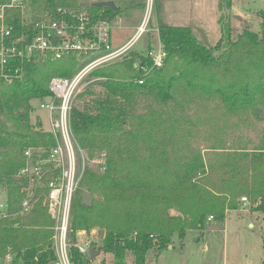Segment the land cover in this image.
Instances as JSON below:
<instances>
[{
  "label": "trees",
  "instance_id": "obj_1",
  "mask_svg": "<svg viewBox=\"0 0 264 264\" xmlns=\"http://www.w3.org/2000/svg\"><path fill=\"white\" fill-rule=\"evenodd\" d=\"M101 1L111 0H30L29 11L33 21L47 12L59 18L57 9H84L94 21L119 14L118 7L114 14L92 6ZM224 1L220 7L229 8L230 0ZM85 3L91 6L82 7ZM260 16V33L245 29L226 46L220 39L213 49L202 45L190 28L158 18L165 58L142 85L135 82L141 73L134 65L149 66L150 61L134 51L89 74L98 80L77 95L80 102L72 106L70 126L88 163L104 154L105 168L101 172L87 164L72 197L66 238L71 264H93L77 249L80 231L102 230L101 251L112 254L115 264H124L128 254L132 264H145L149 251L167 249L174 235L182 245L186 232L202 231L209 216L222 223L241 197L259 202L258 210L264 212V129L256 145L240 140L231 145V132L221 129L201 149L191 144L200 125L215 129L214 119L222 129L229 123L236 131L238 124H264V12ZM6 24L15 36L31 33L18 10L6 12ZM5 69L18 72L11 84L0 76V202L16 216L0 220V262L10 256L7 264H53L54 222L43 206L46 191L19 172L26 150L35 161L54 145L41 122L32 124L31 103L50 97V80L72 77L78 62L71 56L36 57L10 61ZM91 86L101 92L93 93ZM210 105L219 107L218 114L191 120L193 110ZM25 199L31 208L19 216ZM262 237L264 264V232ZM91 248L96 250L94 244Z\"/></svg>",
  "mask_w": 264,
  "mask_h": 264
},
{
  "label": "built area",
  "instance_id": "obj_2",
  "mask_svg": "<svg viewBox=\"0 0 264 264\" xmlns=\"http://www.w3.org/2000/svg\"><path fill=\"white\" fill-rule=\"evenodd\" d=\"M30 0H1L0 1V76L11 84L17 77V70L7 74L5 67L10 61H30L40 57L50 60H59L71 56L78 62V69L70 78L54 77L50 80L48 90L51 96L37 101L39 108L47 115L48 129L54 139V145L44 151L42 158L31 161L32 151L24 152L25 166L20 170L19 176L29 178L35 186L44 188V205L50 218L54 221L53 240L56 260L53 264H71L68 256L66 241L70 219L71 201L79 187L88 159L78 148L70 126V114L73 101L79 93L85 76L93 70L108 66L122 60L132 47L145 33L154 13V0H121L135 5L141 4L144 10L143 18L132 37L123 45L113 47L111 42V20L102 19L94 21L92 16L84 9H57L59 18L47 12L36 21L32 20L29 11ZM113 2L115 0H112ZM18 10L21 13L22 24L31 26V33L23 31L20 35L13 34V27L6 24V12ZM29 13V15H28ZM150 65L135 64L134 67L141 73L135 80L142 85L144 78L154 69L163 66L165 52L160 43L148 47L144 54ZM100 167L105 168L104 154L93 160ZM244 206H250L246 197L241 198ZM31 208L30 200L21 203L19 216L26 215ZM16 215L6 212V204L0 202V220L13 219ZM208 222L213 217L207 218ZM84 232L78 233L79 235ZM93 235L82 243L77 249L84 255L85 251L95 244ZM10 256L5 262H10Z\"/></svg>",
  "mask_w": 264,
  "mask_h": 264
},
{
  "label": "rangeland",
  "instance_id": "obj_3",
  "mask_svg": "<svg viewBox=\"0 0 264 264\" xmlns=\"http://www.w3.org/2000/svg\"><path fill=\"white\" fill-rule=\"evenodd\" d=\"M114 3L120 12L110 23L111 42L113 47H117L132 37L143 18L144 10L140 7L141 4L129 5L121 0H115ZM224 3L226 4V0ZM158 8L156 15L154 12L151 16V22L147 27L148 33L143 34L135 42L132 51L144 54L148 47L157 46L159 42L158 18L172 27L190 28L195 38L208 49H213L220 39H223V45L226 46L228 39L235 40L237 35L245 29L258 34L261 32L260 13L264 12V0H230L229 8L225 5L220 7V0H159ZM88 76L89 74L83 79L79 93L83 92L89 83L98 80ZM91 90L93 93L101 92V89L96 86H91ZM85 98L89 99L90 96ZM77 102L80 101L76 96L73 104ZM31 106L32 124L39 121L43 130L48 129L46 112L39 108L37 101H33ZM206 108V110H193V113L190 114L191 120L202 122L218 114L214 112L219 109L218 106L210 105ZM222 125V123L218 124L216 119L213 121L215 129H208L207 124L200 125L197 131L198 139L191 143L194 149L204 147L205 139L215 138L221 130L224 133L231 132V145L238 140L242 145L246 142L256 145L264 129L262 122L253 123V126L238 124V131L229 123L223 129ZM87 164L98 166L93 160ZM241 198L238 208L228 212L222 223L214 220L207 223L206 220L203 231L189 230L186 232L182 245L174 235L170 248L164 249L159 254L155 250L147 253L146 264H261L263 260L264 212L258 210L259 202H252L248 199L250 202L248 207L241 203ZM43 206L45 207L44 201ZM249 224L252 226L249 227ZM78 233L76 234L77 244L82 243L91 235L96 241L94 246L99 254L93 259V264H115L112 254L101 251L102 230L95 228L80 235ZM248 258L250 259L249 263L247 262ZM2 264H7L5 259ZM124 264H132L129 254L124 258Z\"/></svg>",
  "mask_w": 264,
  "mask_h": 264
},
{
  "label": "water",
  "instance_id": "obj_4",
  "mask_svg": "<svg viewBox=\"0 0 264 264\" xmlns=\"http://www.w3.org/2000/svg\"><path fill=\"white\" fill-rule=\"evenodd\" d=\"M89 6H91V5L88 3L82 4V7H84V8H87ZM92 6L100 7V8H109L113 11L114 14L117 13V7L112 0L111 1L96 2V3L92 4ZM213 55L216 56L217 52H214ZM98 254H99V251H96V250H93L92 248H89L85 251L84 257L86 259H88L89 261H93V259L95 257H97Z\"/></svg>",
  "mask_w": 264,
  "mask_h": 264
},
{
  "label": "crops",
  "instance_id": "obj_5",
  "mask_svg": "<svg viewBox=\"0 0 264 264\" xmlns=\"http://www.w3.org/2000/svg\"><path fill=\"white\" fill-rule=\"evenodd\" d=\"M121 46V45H120ZM117 47H119V46H117ZM43 128V127H42ZM44 130H47V129H44ZM230 211H233V210H230ZM230 211H228V212H230ZM228 212L226 213V215L228 214ZM225 218H226V216H225ZM225 220V219H224ZM207 223H209V222H207ZM225 226V225H224ZM252 226V224H249V227H251ZM203 231V230H202ZM171 246H169L168 248H170ZM146 257H147V255H146ZM247 262L249 263L250 262V259L248 258L247 259ZM145 264H146V261H145Z\"/></svg>",
  "mask_w": 264,
  "mask_h": 264
}]
</instances>
